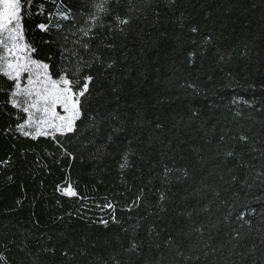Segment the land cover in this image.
Returning <instances> with one entry per match:
<instances>
[{"label":"trees","instance_id":"16d2710c","mask_svg":"<svg viewBox=\"0 0 264 264\" xmlns=\"http://www.w3.org/2000/svg\"><path fill=\"white\" fill-rule=\"evenodd\" d=\"M0 264H264V0H0Z\"/></svg>","mask_w":264,"mask_h":264},{"label":"rangeland","instance_id":"374dc122","mask_svg":"<svg viewBox=\"0 0 264 264\" xmlns=\"http://www.w3.org/2000/svg\"><path fill=\"white\" fill-rule=\"evenodd\" d=\"M17 28L13 31V38L11 41V47H6L7 52L10 54L11 52L13 53V62H10L7 66L8 68V73H13L14 71L19 70L20 73H23L25 71H29V72H34L35 71V75L33 76L34 79L33 81H31V84L36 82L37 84L35 86H29L26 90V97L28 98L29 102L31 103V108L33 109V111H35L34 115H37L39 113H42L44 115V123H49L52 125L53 123V119H54V104L56 100H64L63 96L62 97H58V92L55 88L53 87L54 91L49 90L48 87L51 86V84L47 87L46 86V82L42 81L43 78V74L40 72V75L37 73L38 68L37 67H31L30 68V64H26L25 60L23 57L18 56V54L14 51L13 48H17L15 42L18 40V34H19V27L16 26ZM15 48V49H16ZM20 50H22L21 48H19ZM18 56V58H16V60L14 59L15 56ZM8 58H10V55L8 56ZM18 77V75H17ZM52 88V86H51ZM59 91V90H58ZM67 100V99H66ZM68 102L66 103L67 107H68V112L71 111L72 108V103L67 100ZM58 103H62L60 101H58ZM44 106H47V108H43ZM66 107V108H67ZM57 111V110H56Z\"/></svg>","mask_w":264,"mask_h":264},{"label":"snow or ice","instance_id":"6c2138e0","mask_svg":"<svg viewBox=\"0 0 264 264\" xmlns=\"http://www.w3.org/2000/svg\"><path fill=\"white\" fill-rule=\"evenodd\" d=\"M65 83H67V81H65ZM82 94H83V93H81V95H82ZM68 130H69V131H71V127H69V128H68ZM68 194H69V195H74L75 193H73V192L69 191V193H68Z\"/></svg>","mask_w":264,"mask_h":264}]
</instances>
